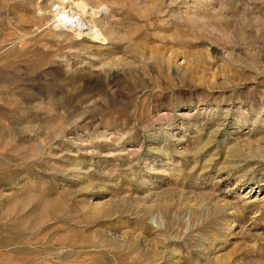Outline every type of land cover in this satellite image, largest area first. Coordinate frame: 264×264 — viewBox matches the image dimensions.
<instances>
[{
	"label": "rangeland",
	"instance_id": "rangeland-1",
	"mask_svg": "<svg viewBox=\"0 0 264 264\" xmlns=\"http://www.w3.org/2000/svg\"><path fill=\"white\" fill-rule=\"evenodd\" d=\"M0 264H264V0H0Z\"/></svg>",
	"mask_w": 264,
	"mask_h": 264
},
{
	"label": "bare ground",
	"instance_id": "bare-ground-1",
	"mask_svg": "<svg viewBox=\"0 0 264 264\" xmlns=\"http://www.w3.org/2000/svg\"><path fill=\"white\" fill-rule=\"evenodd\" d=\"M84 4H86V2L85 1H82V3H81V6H78V12L82 15L83 14V16H84V12H85V10H84V8H83V6H84ZM70 11V10H69ZM71 12V11H70ZM69 13V12H68ZM72 13V12H71ZM79 14V15H80ZM76 14H72V15H70L69 17H71L70 18V20L69 21H71V24L68 26V28H71L72 29V32H74V35H77V36H79V38L78 39H85V35H84V30L85 29H87V28H84V26H82L83 24L82 23H78V21H77V19L74 17ZM76 20L77 22H72V20ZM80 21V20H79ZM67 22V21H66ZM64 25V24H63ZM103 25V24H102ZM65 27H66V24L64 25ZM111 28V27H110ZM114 29V28H113ZM115 30V29H114ZM113 31V30H112ZM70 32V31H69ZM99 32H101V31H99ZM98 32V33H99ZM109 31H108V29L107 30H105V32H103L102 31V35L101 36H99V34H98V36H92V38L90 39V40H93V41H102L103 43H105V41H108V33ZM110 32H111V29H110ZM112 33H114V32H112ZM95 34V33H94ZM68 36H70V34H68ZM71 37V36H70ZM81 37V38H80ZM238 233H239V231H238Z\"/></svg>",
	"mask_w": 264,
	"mask_h": 264
}]
</instances>
